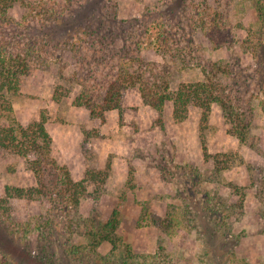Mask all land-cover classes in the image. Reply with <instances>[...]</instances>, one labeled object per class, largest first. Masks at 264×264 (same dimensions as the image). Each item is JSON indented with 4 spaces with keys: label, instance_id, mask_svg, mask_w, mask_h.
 I'll return each instance as SVG.
<instances>
[{
    "label": "rangeland",
    "instance_id": "obj_1",
    "mask_svg": "<svg viewBox=\"0 0 264 264\" xmlns=\"http://www.w3.org/2000/svg\"><path fill=\"white\" fill-rule=\"evenodd\" d=\"M257 1L264 6V0H74L67 21L47 29L40 22L35 32L0 26L13 44L31 37L45 42V58L32 61L11 97L15 117L24 125L47 117L52 157L75 180L87 178L88 193L75 211L48 196L8 197L7 187L39 186L35 155L0 146V196L11 216L0 217V264H39L41 257L96 264L86 253H71L89 246L79 215L107 220L120 198L117 247L104 241L103 254L130 246L134 264H264V22ZM25 12L17 4L10 15L21 21ZM159 18L167 21V43L185 48V61L174 50L163 55L149 47L147 27ZM121 56L141 62L154 79L157 70L148 62L170 65L172 91L205 79L203 66L223 73L245 112L246 141L230 131L233 119L218 103L202 128L199 106L177 120L171 101L159 113L137 86L121 90L118 108H98L104 115L92 117L76 96L86 87L103 106ZM47 177L55 181L57 172L50 167Z\"/></svg>",
    "mask_w": 264,
    "mask_h": 264
},
{
    "label": "trees",
    "instance_id": "obj_2",
    "mask_svg": "<svg viewBox=\"0 0 264 264\" xmlns=\"http://www.w3.org/2000/svg\"><path fill=\"white\" fill-rule=\"evenodd\" d=\"M73 3L74 0H0V26L6 25L15 28L24 26L30 32H35V22H40L43 29H47L50 25L52 27L67 21L64 14L72 11ZM17 4L24 6L26 9L21 21L10 15V10ZM257 8L264 22V6L260 1H257ZM146 31L149 35V47H154L163 55L174 50L173 53L185 61V48L172 47L167 43V35L170 32L169 29L167 30L166 20L163 21L159 18L152 21ZM111 32L114 36L116 35L113 30ZM3 35L0 29V146L12 148L23 156L34 154L35 157L31 160V164L39 184L38 187L29 189L7 187V196L32 197L38 194L55 199L56 202L61 204V209L79 210L81 199L88 194L85 184L87 178L75 180L70 170L66 166L60 165L52 157L53 139L46 127L47 117L42 115L40 119L34 120L28 125L22 124L15 117L13 99L11 98L20 93L22 77L30 72L32 61L45 58L48 51L46 44L42 40L40 42L36 37H31L23 43L15 42L13 44L8 41L5 32H3ZM148 64L154 65L152 70L156 68L157 72H153L157 79L150 78V73L141 68V62L136 66L135 59L125 60L121 56V59L117 62L116 75L104 87L103 106H99L100 104L91 99V91L86 87L76 96V105H85L90 110L92 117H101L104 112H98V108H101V110L118 108L120 106L121 90L130 86H137L144 102L159 113L163 112L166 102L171 101L173 103V115L177 120H183L187 117L190 105L199 106L203 128V126L208 125L212 105L218 103L222 107L225 116L233 119L230 131L237 135L241 141H246L248 123L245 120V112L242 104L236 100V96L228 89V85L221 76L223 73L217 75L216 71L208 70L206 66H203L205 79L183 82L176 91H172L170 89L171 71L169 70L171 66L166 64L161 69L158 62H148ZM160 72L163 74H159ZM84 94H88L90 98L84 100L82 98ZM3 117H6L8 121L4 122ZM202 145L205 158H210V153L203 140ZM50 167L57 172L58 178L55 181L47 177V171ZM90 175L93 180L97 177L96 172ZM51 186H54L53 189L48 191ZM124 201L122 198L119 199L111 217L107 220L97 221L96 223L92 221L98 220L95 217L79 215V218L81 217L82 221H85L88 225L87 235L90 241L86 252L80 250L79 245L74 246L71 250L73 256L83 257L86 253L94 259L96 264H134L132 259L134 254L130 246L119 255H115V250L103 254L98 249L104 241L111 242L113 249L117 247L114 232L119 222V214L122 211ZM2 202H7V199L0 196V217L10 220L11 216L5 211ZM208 202H213V200L209 198ZM34 262L53 264L50 257H41V259H36Z\"/></svg>",
    "mask_w": 264,
    "mask_h": 264
}]
</instances>
